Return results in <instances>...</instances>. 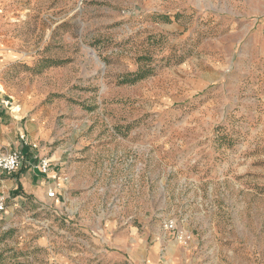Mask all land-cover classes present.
I'll return each instance as SVG.
<instances>
[{"label": "rangeland", "instance_id": "obj_1", "mask_svg": "<svg viewBox=\"0 0 264 264\" xmlns=\"http://www.w3.org/2000/svg\"><path fill=\"white\" fill-rule=\"evenodd\" d=\"M0 24L78 198L69 227L0 212V264H108L107 229L128 258L264 264V0H0Z\"/></svg>", "mask_w": 264, "mask_h": 264}, {"label": "crops", "instance_id": "obj_2", "mask_svg": "<svg viewBox=\"0 0 264 264\" xmlns=\"http://www.w3.org/2000/svg\"><path fill=\"white\" fill-rule=\"evenodd\" d=\"M29 70L28 54L15 47L9 33L1 32L0 27V83L5 92L0 98V155L20 151L24 156L17 172L9 174L0 171V198L6 199L7 215L13 216L19 208L30 206V209L35 208L33 213L46 211L55 214L60 222L64 221L69 227L71 220L64 211H74L77 206L69 205L78 198H74L75 192L69 187L70 180L64 176V170L69 165L66 158H70L73 152L70 147H49L56 131V124H52L53 110L45 105L47 98L42 91V82L37 77L33 80ZM8 97L13 98L14 107L11 109L1 104V100ZM33 145H37V148ZM43 158L51 161L47 174L37 167ZM49 190L56 191L55 198L48 197ZM60 233L64 232L59 230ZM110 234L109 229L101 232L104 262L165 264L163 258L156 255V245L148 250L144 244L141 251L140 244L132 258L124 256V252L130 249L124 242L126 236L119 234L110 239ZM106 242L113 245V252L108 251Z\"/></svg>", "mask_w": 264, "mask_h": 264}, {"label": "built area", "instance_id": "obj_3", "mask_svg": "<svg viewBox=\"0 0 264 264\" xmlns=\"http://www.w3.org/2000/svg\"><path fill=\"white\" fill-rule=\"evenodd\" d=\"M5 95L4 88L0 83V98ZM1 104L8 108H13V98L8 97L6 99L1 100ZM33 147L36 149L37 145H33ZM23 161V155L20 151H14L5 155H0V171L4 173H15L20 168ZM38 169L43 173L47 174L49 172V169L51 167V161L49 158H43L40 160V162L37 164ZM48 197L49 198H55L56 192L53 190L48 191ZM6 210V199L0 198V212H4Z\"/></svg>", "mask_w": 264, "mask_h": 264}, {"label": "trees", "instance_id": "obj_4", "mask_svg": "<svg viewBox=\"0 0 264 264\" xmlns=\"http://www.w3.org/2000/svg\"><path fill=\"white\" fill-rule=\"evenodd\" d=\"M145 73H147V72H145ZM144 75H146V74H144V72H138L137 74H135V81L143 78ZM129 77L130 76H125L123 82L124 83H128L130 81V78Z\"/></svg>", "mask_w": 264, "mask_h": 264}]
</instances>
